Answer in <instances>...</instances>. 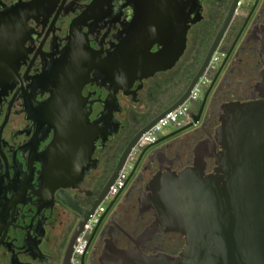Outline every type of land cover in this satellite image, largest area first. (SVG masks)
<instances>
[{
    "label": "flooded vegetation",
    "instance_id": "1",
    "mask_svg": "<svg viewBox=\"0 0 264 264\" xmlns=\"http://www.w3.org/2000/svg\"><path fill=\"white\" fill-rule=\"evenodd\" d=\"M219 1L0 0V264H62L81 213L93 208L138 132L132 135L130 116L149 112L150 91L178 81ZM240 8L236 37L197 99V112L189 110L143 162L149 148L137 152V166L99 216L79 264H130L118 252L179 256L185 239L145 207L146 185L156 172L193 165L196 147L211 144L224 105L264 100L258 89L264 0ZM183 31L184 50L172 64ZM146 54L158 58L149 67L156 71L140 80L144 67L131 78L132 60ZM205 153L208 173L214 160ZM55 166L66 173L55 174ZM78 167L83 174L74 178ZM45 241L54 253L43 250Z\"/></svg>",
    "mask_w": 264,
    "mask_h": 264
},
{
    "label": "water",
    "instance_id": "2",
    "mask_svg": "<svg viewBox=\"0 0 264 264\" xmlns=\"http://www.w3.org/2000/svg\"><path fill=\"white\" fill-rule=\"evenodd\" d=\"M237 1L232 0L202 64L184 93L171 106L143 126L123 149L113 173L97 196L93 208L81 213L82 217L66 247L62 264H71L76 237L82 232L93 209L105 197L109 186L126 163L141 135L188 98L229 27L235 14ZM259 41L263 69L258 89L260 96L264 99V24L260 30ZM179 42L172 64L183 53L184 31ZM132 62L135 63V60ZM120 63H122L121 60ZM224 64L225 62L219 70ZM155 71L156 68L148 67L146 72L138 78L140 80L146 78ZM200 111L193 117V123L198 121ZM223 111L211 144L204 142L196 147L193 165L177 173L156 172L146 185V190L150 194L145 199V207L154 210L157 222L165 230L180 233L184 237V248L178 257L161 255L153 258L154 256H147L136 251L118 252L117 254L128 263L264 264V100L227 103ZM174 133L176 131L157 139L145 148ZM59 144L60 140L57 139L56 145ZM216 145L220 149L216 150ZM204 153L214 160L212 171L208 173L205 172ZM138 162L139 159L132 167L130 175ZM71 168L73 166H68L66 169ZM81 169L79 174L77 173L78 176L83 174ZM52 170L59 176L66 173L60 166L52 167ZM57 197H59L58 194ZM60 199L68 207L76 209L69 199L63 196H60Z\"/></svg>",
    "mask_w": 264,
    "mask_h": 264
},
{
    "label": "trees",
    "instance_id": "3",
    "mask_svg": "<svg viewBox=\"0 0 264 264\" xmlns=\"http://www.w3.org/2000/svg\"><path fill=\"white\" fill-rule=\"evenodd\" d=\"M231 2L232 0H220L217 5L213 7L212 23L207 29L202 32L198 42V46L193 54L192 61L186 67L178 81L163 91H150L147 94V101L150 104L149 112H147L146 114H134L130 116V122L134 124L132 135L139 131L143 126H145L151 119H153L163 110L171 106L184 93L191 79L202 64L205 55L214 39V36L220 24L225 17V14ZM240 19L241 16H236L232 19V22L226 30L218 47L219 52H228L236 37ZM213 73L214 72H211L210 74L211 79L214 76ZM199 105L200 102L198 100H193L190 103L189 110L197 112Z\"/></svg>",
    "mask_w": 264,
    "mask_h": 264
},
{
    "label": "built area",
    "instance_id": "4",
    "mask_svg": "<svg viewBox=\"0 0 264 264\" xmlns=\"http://www.w3.org/2000/svg\"><path fill=\"white\" fill-rule=\"evenodd\" d=\"M248 1L249 0H238L236 3V9L238 10V8L246 4ZM224 56L225 53L219 52L218 50L212 54L206 70L193 86L188 98L181 105L166 113L148 131L141 135L133 149L135 153H137L143 147L154 143L158 139L157 133L162 129V127L170 123L180 124L188 120L187 113L189 111L191 101L197 100L199 98L200 94L210 81L211 72L216 70L217 64ZM126 177L127 174H125L123 166L113 183L109 186L105 197L89 215L88 220L83 226L82 232L77 236L73 246L71 264H79L80 256L83 254L87 244V236L93 230L94 225L98 222L99 216L105 208L104 200L107 198H112L119 193V191L125 186Z\"/></svg>",
    "mask_w": 264,
    "mask_h": 264
},
{
    "label": "rangeland",
    "instance_id": "5",
    "mask_svg": "<svg viewBox=\"0 0 264 264\" xmlns=\"http://www.w3.org/2000/svg\"><path fill=\"white\" fill-rule=\"evenodd\" d=\"M248 2H249V1H248ZM240 9H241V8H240ZM217 66H218V64H217ZM157 87H158V86H157ZM126 103H127V102L125 101V99H121V104H122L123 106H126V108H127ZM123 117H124V114H122V115L120 116V118L123 119V121L125 122V124H126V129H127V128L129 127L130 123L126 120V118H123ZM195 127H196V126H193L192 128L186 130L185 132H187V131H191V130L194 129ZM175 129H176V124H174V123H170V124H168V125L162 127V129L157 133V137H158V138H160V137H164V136L170 134L171 132H173ZM155 148H156V145H155V144L152 145V146H150L149 149L144 153V155H143L141 161L143 162V161L146 159L148 153H150V152H151L153 149H155ZM136 160H137V153H135L134 151H132L131 155L128 157V159L126 160V163L124 164V172H125V174L128 175V174L130 173V171H131L133 165L135 164ZM131 180H132V179H131ZM110 201H111V198H107V199H105V200H104V205L107 206V205L110 203ZM116 204H117V203H116ZM116 204H115V206H117ZM113 207H114V206H113ZM48 237H50V231H49V236H48ZM54 247H55V246L51 245L50 242H47V241H45V242L43 243V245H42L43 250L46 251V252H48L49 254L54 253ZM53 264H56V263H53Z\"/></svg>",
    "mask_w": 264,
    "mask_h": 264
},
{
    "label": "bare ground",
    "instance_id": "6",
    "mask_svg": "<svg viewBox=\"0 0 264 264\" xmlns=\"http://www.w3.org/2000/svg\"><path fill=\"white\" fill-rule=\"evenodd\" d=\"M158 58L154 55H144V56H139L137 59H135V64L132 62L131 64V78H133L135 75L138 74L144 67L147 69L150 67V65H153L152 63L157 60ZM141 68V69H140ZM80 167H78L72 174V177H76L79 174ZM78 173V174H77Z\"/></svg>",
    "mask_w": 264,
    "mask_h": 264
}]
</instances>
